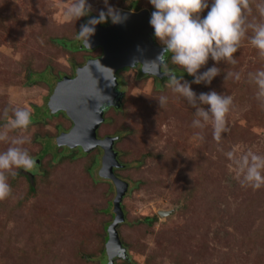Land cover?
<instances>
[{
  "label": "rangeland",
  "instance_id": "1",
  "mask_svg": "<svg viewBox=\"0 0 264 264\" xmlns=\"http://www.w3.org/2000/svg\"><path fill=\"white\" fill-rule=\"evenodd\" d=\"M134 1L138 12L131 13L154 11L149 0L108 3L124 13ZM258 2L252 0L251 13L245 10L249 23L260 21ZM88 3L89 16L68 21L64 0H0V131L15 108L29 109L37 120L26 131H9V141L24 135L21 147L35 160L43 154L31 180L23 169L16 170L22 176L8 177L12 193L0 201V264H107L104 228L112 223L115 188L98 177L102 152L58 148L57 137L72 124L65 115L41 112L50 84L72 78L87 62L86 53H67L55 41L78 48L80 25L105 7L103 0ZM251 34L249 29L233 54L234 65L209 59L199 70L220 69L210 83L187 80L197 96L215 91L233 98L220 141L210 122L193 123L200 120L196 108L166 82L158 90L136 68L118 73V108L105 110L97 135L117 138L114 151L122 167L114 173L128 184L121 204L125 221L117 232L127 264H264V186L241 185L242 157L264 156V97L253 82L264 58L248 42ZM230 71L240 80L225 79ZM160 96L168 98L162 108ZM8 146L0 142V151ZM159 211L174 212L160 218ZM153 216L158 220L152 226L138 223Z\"/></svg>",
  "mask_w": 264,
  "mask_h": 264
},
{
  "label": "clouds",
  "instance_id": "2",
  "mask_svg": "<svg viewBox=\"0 0 264 264\" xmlns=\"http://www.w3.org/2000/svg\"><path fill=\"white\" fill-rule=\"evenodd\" d=\"M64 2L68 4L64 11L65 19L68 21L87 17L92 11V5L88 0ZM103 3L104 9L100 10L97 16L81 24L79 31L76 32V39L86 48L90 49V37L95 33L96 25L108 20L121 23L125 19L119 9L109 5L108 0H103ZM149 3L154 9L149 24L154 37L162 45L159 55L152 63L163 70L159 74L166 78V86L171 92L183 97L196 108L195 115L200 120L193 123L203 127L201 120L210 122L214 140L220 141L221 133L228 130L226 117L233 104V98L217 94L215 91L197 96L191 84L183 80V76L178 77L174 69L169 68L166 55L171 54L172 65L193 77L192 84L210 83L219 74L220 69L213 66L203 73H199V70L209 59L215 63L227 61L234 65L236 60L233 54L239 50L250 29L252 34L248 37V42L258 50L260 57L264 58V0L255 4L260 21L252 23L248 22L245 15V10L248 13L252 12V0H211L210 6L209 0H149ZM205 9L208 10L207 15L201 18L200 14ZM228 78L239 81L240 74L230 71L225 79ZM253 82L258 89L257 95L264 97V69L254 73ZM167 99L166 96L158 98L160 108L166 105ZM260 107L264 109V105ZM4 114L8 116V108H5ZM31 123L32 114L29 109L15 108L3 126L5 130L0 131V142H8L9 145L5 151H0V201L7 199L12 193L8 183L9 175L14 177L19 174L16 170L21 169L30 172L37 165V161L29 152L21 147L28 138L23 135L9 141L8 136L9 131H26ZM242 161L245 167L241 170V185L254 189L264 186V156L252 154L249 160L245 155Z\"/></svg>",
  "mask_w": 264,
  "mask_h": 264
},
{
  "label": "water",
  "instance_id": "3",
  "mask_svg": "<svg viewBox=\"0 0 264 264\" xmlns=\"http://www.w3.org/2000/svg\"><path fill=\"white\" fill-rule=\"evenodd\" d=\"M121 14L125 17L121 23L108 20L104 25L95 26V33L90 37V49L78 40L77 46L80 50L92 51L100 48L101 55L87 60L85 65L74 71L72 78L64 77L51 83L50 93L41 108L43 117L63 113L72 124L67 133L57 137L58 148H79L84 154L95 149L102 152L98 177L110 181L115 188L110 240L105 247L107 264H113L117 259L126 260L128 256L115 231L125 221L121 204L127 194L128 184L114 173L122 167L114 151L117 138L98 139L97 131L103 123L104 111L108 107L118 108V72L139 66L143 75L163 79L159 74L161 68L152 63L159 55L161 47L154 42L149 14L146 11ZM173 212L159 211L157 216L166 218Z\"/></svg>",
  "mask_w": 264,
  "mask_h": 264
},
{
  "label": "trees",
  "instance_id": "4",
  "mask_svg": "<svg viewBox=\"0 0 264 264\" xmlns=\"http://www.w3.org/2000/svg\"><path fill=\"white\" fill-rule=\"evenodd\" d=\"M136 2L134 1V2H131L130 4H129V6L127 7V10H129V12L130 11H134V12H138V8L136 7ZM136 9V10H135ZM87 21V20H86ZM85 21V22H86ZM84 22V23H85ZM56 43V45L57 46H60V47H62L63 49H64V51H66L67 53H71V54H75V53H81V52H84V53H86V61L87 60H89V59H95V58H98L100 55H101V51H100V49H96V50H92L93 52H89V51H85V50H80V49H78V48H76V47H74L73 46V43H72V41H69V45H68V42L66 43V42H64V41H62V40H56L55 41ZM154 42H156L155 40H154ZM95 53V54H94ZM91 54H93V55H91ZM166 59L168 60V65L170 66V65H172L171 64V54H167L166 55ZM69 64L72 66V67H74L75 66V63H74V61L72 60L71 62H69ZM83 64V61H81V63H79V64H77L76 66H81ZM172 67H173V65H172ZM43 73V72H42ZM42 73H40V74H37V75H42ZM175 74L178 76V77H181V76H183V80H188L189 82H191L192 80H193V77H191V76H189L186 72H183V70L181 69V71L180 72H176L175 71ZM35 77V76H34ZM146 77V76H145ZM28 78H30V76H28ZM153 80H155V82H157L156 83V86H155V88H158V90H163V86H164V83L165 82H167V80H166V78H165V80L161 83V82H159L157 79H153ZM35 114L34 113H32V120L34 121L33 123H35V121L37 120V119H34V116ZM43 156V154L41 155V156H39L37 159H36V161H37V165H36V167L33 169V170H31L30 172H25V171H23L28 177H29V180H31L30 178H32L34 175H35V172H36V170H38V168H39V165H38V163H39V159H41V157ZM118 156V155H117ZM19 172V171H18ZM20 176H22L21 175V172L18 174V177H20ZM108 207H109V205H108ZM123 209V208H122ZM109 210V208H106V209H104V211L106 212V211H108ZM157 220H158V218H157V216H153V217H151V218H143V219H139V221H138V223H144V224H146L147 226H152L153 225V223H155V222H157ZM110 226H111V224L108 226V227H106V228H104V233H105V235H104V246L106 247V244L108 243V241L110 240L109 239V229H110ZM118 228H119V226H118ZM118 228L115 230L116 231V233L118 232ZM118 234V233H117ZM119 242L121 243V241L119 240ZM122 245H123V243H121ZM124 246V245H123ZM107 260V259H106ZM123 263H125V264H127V261L126 260H123Z\"/></svg>",
  "mask_w": 264,
  "mask_h": 264
},
{
  "label": "flooded vegetation",
  "instance_id": "5",
  "mask_svg": "<svg viewBox=\"0 0 264 264\" xmlns=\"http://www.w3.org/2000/svg\"><path fill=\"white\" fill-rule=\"evenodd\" d=\"M158 47H161L162 48V46H159V45H157ZM136 69H138L139 71H141V68L139 67V66H137V67H135ZM163 70L161 69V72H162ZM148 77V76H147ZM150 78H152V79H156V78H153V77H150ZM117 80H118V77H117ZM157 80H160V79H157ZM165 80V78H163V80H161V81H159V82H163ZM116 92L118 93V95H119V97L122 95L121 94V92H120V89H119V85L117 86V89H116ZM104 113H105V111H104ZM104 113H103V115H104ZM58 115H63L64 116V114L63 113H58V114H56V116H58ZM43 117V116H42ZM66 117V116H65ZM102 125V124H101ZM100 125V126H101ZM98 132V131H97ZM62 134V133H61ZM97 138L98 139H100L99 137H98V135H97ZM97 150V149H96Z\"/></svg>",
  "mask_w": 264,
  "mask_h": 264
}]
</instances>
